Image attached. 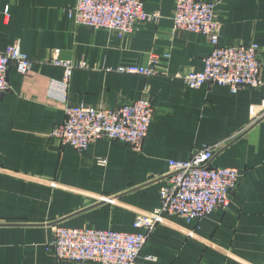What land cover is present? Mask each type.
<instances>
[{"label": "crops", "instance_id": "0c3cea01", "mask_svg": "<svg viewBox=\"0 0 264 264\" xmlns=\"http://www.w3.org/2000/svg\"><path fill=\"white\" fill-rule=\"evenodd\" d=\"M144 3L159 21L119 39L77 25V0H0V51L18 44L33 62L26 76L9 70L10 89L0 96V264H73L46 250L56 226L135 232L137 216L160 207L170 162L205 147L214 150L212 167L240 172L229 208L190 223L168 216L143 250L157 260L144 264H264V90L190 89L177 75L203 71L211 44L174 28L176 0ZM217 16L222 46H259L264 81V0H221ZM56 51L85 65L74 71L71 105L152 100L156 113L140 151L107 139L78 151L50 136L66 118L49 94L64 77L51 64ZM152 56L160 58L154 76L117 71L146 67Z\"/></svg>", "mask_w": 264, "mask_h": 264}, {"label": "built area", "instance_id": "2783aa9c", "mask_svg": "<svg viewBox=\"0 0 264 264\" xmlns=\"http://www.w3.org/2000/svg\"><path fill=\"white\" fill-rule=\"evenodd\" d=\"M220 3L221 0H176L174 28L202 34L212 47L210 55L204 59L203 71L177 76L183 78L190 89L216 85L229 88L233 94L244 89L264 90L259 46L220 44L221 24L217 16ZM73 14L77 25L109 30L119 39L131 35L139 25L161 18L160 14L145 10L144 0H77ZM165 57L169 58V55ZM159 61V57L152 56L146 67H120L117 71L151 77L158 74ZM51 64L64 70L63 80L53 82L49 94L64 104L66 115L64 122L52 128L50 136L53 139L78 151L88 150L92 142L100 139L121 141L137 151L142 149L156 113L150 98H141L115 109L71 105L67 97L74 71L85 65L61 59L59 51L55 52ZM32 65V60L18 44L0 51V96L10 89L8 73L12 67L26 76ZM213 158V148L205 147L186 161H171L170 184L160 190V207L140 213L134 223L135 232L56 226L52 241L46 245L47 252L73 264L156 261L153 256H143V250L154 229L165 224L168 216H178L190 223L210 216L218 209L229 208L240 172L236 168L212 167Z\"/></svg>", "mask_w": 264, "mask_h": 264}]
</instances>
